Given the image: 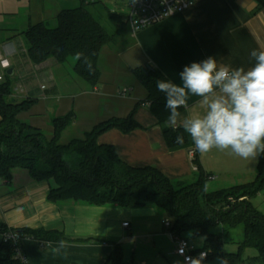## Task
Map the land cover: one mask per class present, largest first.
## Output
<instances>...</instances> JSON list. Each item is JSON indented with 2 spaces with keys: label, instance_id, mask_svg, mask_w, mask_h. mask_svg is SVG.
Returning <instances> with one entry per match:
<instances>
[{
  "label": "crops",
  "instance_id": "0c3cea01",
  "mask_svg": "<svg viewBox=\"0 0 264 264\" xmlns=\"http://www.w3.org/2000/svg\"><path fill=\"white\" fill-rule=\"evenodd\" d=\"M63 1L67 0L12 2L23 8L27 28L55 20L63 10L59 7ZM6 11L2 15L19 13ZM11 32L16 33L14 29ZM11 42L7 39L0 45V57L8 60L13 78L18 80L20 75L21 82L14 89L22 93L13 89L10 97L17 93L36 100L18 119L26 116L29 126L51 138V119L72 112L74 121L60 139L70 128L78 130L79 136L73 139H81L96 124L125 118L134 111L140 129L127 134L109 130L98 136L97 143L113 147L128 166L153 167L171 181L188 183L196 172L189 156L194 146L174 152L166 148L161 128L147 104L138 106L146 92L132 70L155 68L173 83H180L179 73L185 65L209 56L231 67L248 69L254 64L250 50L264 51V6L256 0H203L135 35L128 30L116 46L102 49L100 78L93 89L63 75L62 65L52 60L30 64L26 50L21 45L14 48ZM203 111L200 98L190 96L188 108L181 114ZM195 156L200 171L211 179L255 178L257 160L242 159L230 150L195 151ZM48 191L49 183L34 181L24 170H13L10 182L0 180V225L15 231L54 234V238L41 242L28 236L22 241L26 264H112L110 257L116 246L121 249V264H183L175 255L170 229L162 223L168 218L152 205L125 209L52 204L47 200ZM192 242L201 247L200 240Z\"/></svg>",
  "mask_w": 264,
  "mask_h": 264
},
{
  "label": "trees",
  "instance_id": "16d2710c",
  "mask_svg": "<svg viewBox=\"0 0 264 264\" xmlns=\"http://www.w3.org/2000/svg\"><path fill=\"white\" fill-rule=\"evenodd\" d=\"M76 1L77 6L63 9L56 15L53 28L41 22L28 26L21 34L26 57L34 66L48 60L63 65L70 58L74 59L75 53L83 52L91 59L94 72L90 73L82 61L75 59L73 72L93 89L100 78L98 61L102 49L116 46L127 26L121 13L108 10L99 0ZM256 1L264 6V0ZM98 3L106 12L104 24L102 12L96 16L92 13ZM132 74L146 92L138 106L147 104L161 128L166 148L174 152L193 147L183 129L173 131L165 127L169 113L156 81L169 79L150 67L133 69ZM11 94L9 77L5 75L0 85V180L10 182L13 170H24L34 181L49 183L47 200L52 204L110 205L125 209L152 205L168 218L171 233L180 238L189 235L185 238L189 241L200 240L198 249L206 252L207 259L224 255L228 264H264V215L250 202L264 190V155L256 162L253 181L207 192L205 184L211 176L200 171L196 156L192 164L197 168V178L188 184L171 181L153 167L128 166L117 157L113 147L97 143L98 136L109 130L127 134L140 129L133 118L134 111L125 118H110L96 124L81 139L60 144V137L73 123L74 114L69 112L52 118V136L48 139L42 131L18 119V115L28 111L36 100L27 98L11 103L8 101ZM177 135L184 137L183 144L176 143ZM237 227L242 228V239L236 243V252L227 253L221 234L228 236ZM17 232L40 242L54 238V234ZM247 249L256 251L251 261L243 259ZM110 259L112 264H121L118 246ZM0 264L21 263L13 260L11 247L5 245L0 247Z\"/></svg>",
  "mask_w": 264,
  "mask_h": 264
},
{
  "label": "clouds",
  "instance_id": "9594fccd",
  "mask_svg": "<svg viewBox=\"0 0 264 264\" xmlns=\"http://www.w3.org/2000/svg\"><path fill=\"white\" fill-rule=\"evenodd\" d=\"M252 67H231L215 57L185 65L179 73L180 83L161 79L156 88L165 97L164 107L169 115L165 127L173 131L183 129L190 137L195 151L204 154L213 149L230 150L236 156L258 160L264 155V51L251 49ZM74 59L82 61L89 72L93 64L83 52ZM190 96L199 97L202 113L182 116ZM183 144L184 137L176 136ZM206 253L199 258H188L190 264H204ZM212 264H228L224 255H218Z\"/></svg>",
  "mask_w": 264,
  "mask_h": 264
},
{
  "label": "rangeland",
  "instance_id": "374dc122",
  "mask_svg": "<svg viewBox=\"0 0 264 264\" xmlns=\"http://www.w3.org/2000/svg\"><path fill=\"white\" fill-rule=\"evenodd\" d=\"M12 1H20L23 2L24 0H0V45L3 42H6L7 39L12 40L11 45L16 48L17 46H22L23 49H25V42L24 38L21 34L22 31L25 30V26H27L24 17V10L21 8L19 5L16 3H13ZM94 1V0H93ZM101 2V5L107 8L108 10H116L118 13H121L123 17H125V0H99ZM99 3L94 7L92 10V13L96 16L97 14L101 15V18H105V11ZM74 6H77V1L76 0H67L60 2L59 7L62 9L66 8H72ZM21 8V10L19 9ZM6 10H16L15 12L19 11L18 15L16 16H5L2 15V13L7 12ZM102 19V20H103ZM103 24L105 23V19L102 21ZM56 25L55 20H50L47 23V26L50 28H53ZM14 29L15 32H11V30ZM125 32H128L126 29ZM123 32V34H125ZM122 34V35H123ZM117 48V47H116ZM118 49V48H117ZM75 60L73 58H70L65 64L62 65V73L65 76L72 77L74 79L79 80L76 75L73 72V65H74ZM1 73V72H0ZM19 75V74H18ZM9 81L12 87V90L16 88L17 84L21 82V77L20 75L18 76V80L13 77H9ZM83 85H85L83 82H81ZM15 91V89H14ZM19 93V92H17ZM16 93V95H17ZM22 93V92H20ZM19 93V94H20ZM9 97L8 101L11 103H18L21 102L23 99H25L23 96L19 97ZM102 111V109L99 110V113ZM21 122L29 124V119L26 118V116H23L19 119ZM42 133L46 138L48 137V134L41 130ZM68 132L66 134H63L62 138L59 140L60 144H66L65 142H68L69 140L73 138H77L76 135L78 130H73V128H70L67 130ZM76 132V133H75ZM256 174V172H255ZM197 178V172L193 174V179L188 182V184L194 182ZM254 179V176L250 178H241V179H234L232 177H222V178H217V179H209L207 180L205 184V188L207 192H213V191H218L222 189H227L231 186L245 183V182H251ZM251 204L254 208H256L261 214L264 215V190L260 193H258L255 197L251 199ZM217 232H220V229L217 230ZM221 239L223 243L225 244L224 250L227 253L230 252H236V243L240 242L242 239V228L237 227L236 229L232 230L229 232L228 236L221 234ZM256 255V251L254 249H247L243 252V259L246 261H251L253 256ZM216 258L210 259L206 262V264H212V262L215 261Z\"/></svg>",
  "mask_w": 264,
  "mask_h": 264
},
{
  "label": "built area",
  "instance_id": "2783aa9c",
  "mask_svg": "<svg viewBox=\"0 0 264 264\" xmlns=\"http://www.w3.org/2000/svg\"><path fill=\"white\" fill-rule=\"evenodd\" d=\"M200 1L203 0H125V23L130 33L135 35L145 28L185 11ZM9 68L8 60L0 57V85L4 82L5 72ZM16 91L17 89H15ZM189 156L192 160L195 156V151H189ZM193 171H197V168L193 167ZM162 223L165 228L170 229L171 223L168 219ZM122 226L126 227L127 223H124ZM170 234L176 244L175 255L181 259L183 264H190L188 258H199L201 253H206L200 252L192 241L180 238L171 232ZM26 238L27 236L24 234L0 225V247L5 245L10 246L13 251V260L21 264H26V258L22 249V241Z\"/></svg>",
  "mask_w": 264,
  "mask_h": 264
},
{
  "label": "water",
  "instance_id": "95a60500",
  "mask_svg": "<svg viewBox=\"0 0 264 264\" xmlns=\"http://www.w3.org/2000/svg\"><path fill=\"white\" fill-rule=\"evenodd\" d=\"M147 68H149V67H147ZM5 75L8 76V77H12V75H13V71H12V69H8V70L5 72Z\"/></svg>",
  "mask_w": 264,
  "mask_h": 264
}]
</instances>
